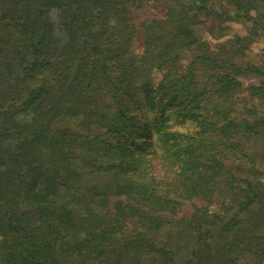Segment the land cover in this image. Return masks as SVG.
<instances>
[{
	"label": "trees",
	"instance_id": "obj_1",
	"mask_svg": "<svg viewBox=\"0 0 264 264\" xmlns=\"http://www.w3.org/2000/svg\"><path fill=\"white\" fill-rule=\"evenodd\" d=\"M263 35L264 0H0V264H264Z\"/></svg>",
	"mask_w": 264,
	"mask_h": 264
},
{
	"label": "rangeland",
	"instance_id": "obj_2",
	"mask_svg": "<svg viewBox=\"0 0 264 264\" xmlns=\"http://www.w3.org/2000/svg\"><path fill=\"white\" fill-rule=\"evenodd\" d=\"M150 11H151V13H156L157 11H159V7L154 8L153 10H150ZM140 15H142V13H140L139 16ZM221 24H222V21L219 18L202 17L195 24V29L197 30V32L199 33V35L201 37H208V36H210V31L212 29H214V32H216V34H218L219 33V26ZM229 25L231 26V29H232V30L230 29V31L239 32V33L244 34L247 31V25L248 24L230 21ZM137 45H141V42L137 41ZM263 46H264V35L261 37L260 42L255 44L253 52L251 53L252 60L258 62V64H260V65H262V62L264 61V58H261V56H259ZM244 79H245L246 85L250 82L258 81L257 77H253V76H251L249 78H244ZM240 97L242 98L243 94ZM258 102L259 101H255V103H257L258 107L262 108V105L258 104ZM250 103H251V101L246 102V104H250ZM241 110L243 111L242 106H241ZM262 167L264 169V166H262ZM197 203L203 204V203H199V202H197ZM214 208L215 207H212L211 209H214ZM191 209H192V206L190 204H188L186 211H190Z\"/></svg>",
	"mask_w": 264,
	"mask_h": 264
}]
</instances>
